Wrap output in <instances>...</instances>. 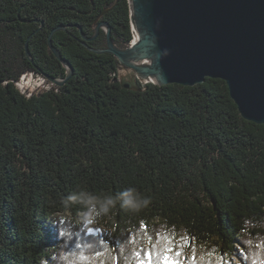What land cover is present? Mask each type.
<instances>
[{"label": "trees", "instance_id": "16d2710c", "mask_svg": "<svg viewBox=\"0 0 264 264\" xmlns=\"http://www.w3.org/2000/svg\"><path fill=\"white\" fill-rule=\"evenodd\" d=\"M99 22L115 45L131 44L129 0H0V264H38L59 245L57 228L76 227L115 253V264L122 245L137 264H191L182 246L213 236L220 256H240L243 220L264 217V124L241 115L221 78L124 87L118 58L95 51L108 47ZM60 26L52 42L73 73L27 96L14 81L22 73L68 75L49 45ZM129 187L151 205L138 214L117 205L96 224L104 232L75 225L82 206L66 212L61 202L81 189ZM173 225L197 241L178 243Z\"/></svg>", "mask_w": 264, "mask_h": 264}, {"label": "water", "instance_id": "95a60500", "mask_svg": "<svg viewBox=\"0 0 264 264\" xmlns=\"http://www.w3.org/2000/svg\"><path fill=\"white\" fill-rule=\"evenodd\" d=\"M129 1L132 28L138 24L151 36L150 46L157 56L153 70L162 78L155 84L194 86L208 77L221 78L241 115L264 124V0ZM101 28L107 31L108 47L95 51L112 53L121 64L133 68L124 62L131 45H115L106 22L97 24L96 35ZM59 29L64 26L52 31L49 45L68 68V75L62 81L48 77L63 85L73 68L52 42ZM26 47L30 55L28 41ZM121 83L126 88L138 87L135 82Z\"/></svg>", "mask_w": 264, "mask_h": 264}, {"label": "clouds", "instance_id": "9594fccd", "mask_svg": "<svg viewBox=\"0 0 264 264\" xmlns=\"http://www.w3.org/2000/svg\"><path fill=\"white\" fill-rule=\"evenodd\" d=\"M61 202L65 211H69L75 204L82 206L74 217L75 225L92 226L104 218L111 220L113 210L117 205L130 213L138 214L149 208L152 203L151 197L140 195L135 188L129 187L117 192L115 195L98 196L92 192L81 189L62 197ZM68 217H65L67 219ZM141 225L145 221H140ZM53 226L56 227L55 223ZM177 238L178 243L183 244L191 238L197 241V237L191 235L189 230L183 226L178 229L171 226L168 229ZM57 239L59 245L54 249H46L47 255H42L38 264H115V253H102V243L92 237H84L79 227L71 231L57 228ZM242 245H237L240 256L235 254L220 256L221 243L213 236L199 240L192 248L183 247L181 250L191 258V264H264V217L245 218L238 233ZM152 243L151 238L145 243V247ZM122 264H137L136 260L130 258L129 247L122 245ZM102 253V254H98Z\"/></svg>", "mask_w": 264, "mask_h": 264}, {"label": "bare ground", "instance_id": "6f19581e", "mask_svg": "<svg viewBox=\"0 0 264 264\" xmlns=\"http://www.w3.org/2000/svg\"><path fill=\"white\" fill-rule=\"evenodd\" d=\"M133 33L130 53L124 57V62L131 64L133 66L132 71L144 82L161 83V76L153 70L157 56L155 50L150 46L151 36L138 24L134 25ZM15 83L21 92L27 96L54 89L35 90L34 93H27L20 81H15Z\"/></svg>", "mask_w": 264, "mask_h": 264}, {"label": "built area", "instance_id": "2783aa9c", "mask_svg": "<svg viewBox=\"0 0 264 264\" xmlns=\"http://www.w3.org/2000/svg\"><path fill=\"white\" fill-rule=\"evenodd\" d=\"M120 71V69H119ZM57 80L61 81V78H57ZM20 81L22 85H24L25 91L27 93H34L36 87H57L59 84L53 80H51L45 74L38 71H27L21 74V76L14 80Z\"/></svg>", "mask_w": 264, "mask_h": 264}, {"label": "rangeland", "instance_id": "374dc122", "mask_svg": "<svg viewBox=\"0 0 264 264\" xmlns=\"http://www.w3.org/2000/svg\"><path fill=\"white\" fill-rule=\"evenodd\" d=\"M131 45V44H130ZM129 45V46H130ZM119 77L121 80L129 81V82H135L136 86L140 85H146L149 82H144L142 79L138 78L136 73L132 71V68L130 66L122 64L120 71H119ZM153 83V82H152ZM49 88H54V87H36V90H45ZM25 90V88H23ZM97 231L104 232L105 228H98L96 225H92L88 227V232L95 233Z\"/></svg>", "mask_w": 264, "mask_h": 264}]
</instances>
